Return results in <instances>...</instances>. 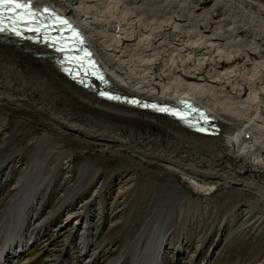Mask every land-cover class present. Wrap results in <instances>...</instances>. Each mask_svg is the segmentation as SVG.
Masks as SVG:
<instances>
[{
  "label": "bare ground",
  "instance_id": "bare-ground-1",
  "mask_svg": "<svg viewBox=\"0 0 264 264\" xmlns=\"http://www.w3.org/2000/svg\"><path fill=\"white\" fill-rule=\"evenodd\" d=\"M31 1L77 26L115 91L152 100V107L188 100L217 127L216 133L200 134L189 129L195 121L187 119L195 120L196 111L189 110L182 119L190 124L186 127L135 102L131 106L99 97L60 72L50 56H36L52 52L44 45L0 40V183L13 177L0 212V264L21 258L43 236L44 222L63 211L67 218L51 235L57 239L67 225L79 231L85 263L98 264L96 255L86 250L95 226L93 205L115 182L116 195L126 200L156 187L175 189L190 206L171 204L172 218L188 220L194 211L200 222L211 219L213 208L207 201L215 203L213 196L218 195L233 204L220 210L244 224L264 220V106L258 100L264 96V0ZM20 109L35 111L46 124L25 116L13 119L11 113ZM200 123L211 128L206 120L195 125ZM23 146L26 157L15 156L18 149H12ZM92 148L100 154L91 153ZM107 152L127 165L109 179L101 166ZM75 156L81 162L77 174ZM96 184L93 194L100 188L102 193L92 199L86 190ZM221 187L225 190L218 192ZM54 189H61L60 201L41 220ZM75 199L80 201L76 207ZM154 203L165 207L166 201ZM150 215L109 264H121L129 254L131 264H163L174 233L167 225L170 215L164 222L157 217L154 226ZM45 246L42 251L49 249ZM183 247H174L175 255ZM196 252L185 264H193ZM51 261L47 258L44 264Z\"/></svg>",
  "mask_w": 264,
  "mask_h": 264
},
{
  "label": "rangeland",
  "instance_id": "rangeland-1",
  "mask_svg": "<svg viewBox=\"0 0 264 264\" xmlns=\"http://www.w3.org/2000/svg\"><path fill=\"white\" fill-rule=\"evenodd\" d=\"M11 115L13 119H19L25 116L26 118L33 120V122L36 124H46L43 116L31 109L14 110ZM13 121L14 120H12L11 125H13ZM39 128H41V126ZM25 135L27 134L25 133ZM66 144L69 145L68 143ZM69 146L72 147V145ZM26 147L27 146H23L12 149V152L18 149V151L15 153V156L22 154L23 157H26ZM62 148L65 149L63 145ZM91 151L93 154H100L98 148H92ZM107 153L108 154L106 155L105 159L101 161V166L104 172L103 177L109 179L112 176H115L116 173L123 172L127 168V165L123 159L113 156L110 152ZM78 157L79 156L74 157L76 161H74V174L78 173L77 171L81 165L80 159ZM122 176L123 175H119V177ZM12 179H5L0 183V212L6 205L5 198H7L12 192ZM183 185L185 189L188 190V192H193L192 188H188L184 183ZM97 186L98 184H96L95 187L86 190V195L93 194ZM62 189L64 190L65 187ZM116 189V182L113 183L110 191H104L103 189L104 193L102 198L93 205L94 210L98 213L95 212L94 215V217L96 216L94 218L95 226H92L90 233L93 234V236L90 235L88 245H86V250L88 255H96L98 264H109V260L112 257L118 256L120 254L121 247L124 246L125 240L129 235L131 238L134 237L135 233L140 230L142 222H144V219H146L147 213H149V215L152 213L150 215L152 216L150 217L151 226H154L155 223L158 222L157 217L162 219L161 222H164V220L167 221L170 215V219L168 221L169 224L167 225H169L170 230L173 229L172 231H174V233L170 237L168 249L165 251L166 255L164 256L163 264H185V261L195 253V250H197V252L194 257L193 264H255L258 260L264 264V220H262L260 223L249 220L246 222L247 224H244L240 217L222 212L220 207L223 205L228 209L233 207V204L231 203L227 202V204H225L226 199L224 197L219 198L218 195H214L213 198L215 203H212L213 200L207 201L210 209L211 207L213 208L212 212L209 213L211 219L204 217L206 220L204 219V221L202 220L200 222V220H198L199 218L194 217V211L189 212L192 214L188 213L191 215V217L189 216L188 220H180L178 217L172 218L171 212L173 205L176 207L182 206L185 209L190 206L188 200L182 198L180 193H178L175 189L156 187L155 189H151L149 191L150 194H147L141 198L138 197V199L136 198L134 200L129 198L126 200L124 195L120 197L121 194L116 195ZM224 190L225 188L221 187L219 188L218 192H222ZM60 191L61 189H54V191L50 193L45 203L46 206L44 207V210L38 216L41 220L45 218V213L47 211H51L57 207L61 198ZM97 191L98 193L93 194L90 198L97 199V197L102 193L101 188ZM193 195L194 197H202V194L200 195L195 193ZM247 195H250L249 192ZM86 197H83L82 199H85ZM115 198L118 201L113 202L112 200ZM158 198L166 201L165 207L163 205L158 207V204L154 203V200L159 201ZM79 204L80 201L75 199L73 206L75 205L76 207ZM200 209H202L201 206ZM117 212L119 213L116 214ZM56 214L57 215L51 218L50 221L44 222L42 225L41 230H44V234L41 239L38 240L31 247V249L27 250L21 256V258H12L8 264H44V261L47 258H49L50 261L52 260L50 262L51 264L87 263L86 257L81 256L80 253L81 249L78 245L80 236L79 231V233L77 231L74 232L71 230L70 226L67 225L65 227V234L60 235L57 239L51 235V231L64 223L65 219L67 218L65 211H63V213L58 212ZM183 215H187V213ZM181 243L184 244V247L182 248L183 251L180 252L181 254L178 253L175 255L174 247H179ZM41 246L48 247L49 249L42 251ZM36 254L40 255L34 259ZM130 259H132L131 254L127 256L126 260H123V262L121 261V264H131Z\"/></svg>",
  "mask_w": 264,
  "mask_h": 264
},
{
  "label": "snow or ice",
  "instance_id": "snow-or-ice-1",
  "mask_svg": "<svg viewBox=\"0 0 264 264\" xmlns=\"http://www.w3.org/2000/svg\"><path fill=\"white\" fill-rule=\"evenodd\" d=\"M24 10L23 13L18 17L19 20L23 21L25 18H27V23L31 24L35 21L36 14L32 10V5L29 2H21V0H0V32L6 31L9 28V25L4 22V14L5 13H14L17 10ZM45 12H48L49 10L47 8L44 9ZM9 20H12V17H8ZM16 21L13 20V26H11V31L15 33L16 35H22V33L15 27ZM59 23L61 24H68V21L64 19H59ZM29 31L33 32H40L41 28L39 26L37 27H29ZM74 37L76 39L79 38V33H74ZM75 40L73 38H69L67 41V44L69 47H71L74 44ZM82 43V41H81ZM64 51L65 49H61ZM86 56L91 55L90 53H85ZM104 95V93H101ZM164 111H167V109H163Z\"/></svg>",
  "mask_w": 264,
  "mask_h": 264
},
{
  "label": "water",
  "instance_id": "water-1",
  "mask_svg": "<svg viewBox=\"0 0 264 264\" xmlns=\"http://www.w3.org/2000/svg\"><path fill=\"white\" fill-rule=\"evenodd\" d=\"M68 1H72V0H68ZM51 51H53V50H51ZM61 52H62V50L59 51V52H56V53H53V52L44 53L42 56H50L51 59L54 62H56L59 57H62V53ZM69 64L72 65V63H69ZM76 69L77 68H72L71 67V68H69V71L68 72L70 73V72H72V70H76ZM95 71L99 72V70H95ZM95 71L92 72V73H94V75L91 74V73L90 74H86L85 73L83 75H79V73L76 74V76H79L80 77L79 80H78V82L83 84V82H85V81H87L89 83H90V81H92V83L89 84V86H91V88L94 90V92L96 93V95H98L99 97L100 96L103 97V95L101 94V92H99V91H103V90H108L110 92H116V93L122 94L120 92L115 91V89L112 87V84H111L110 79L107 78L104 73H102L101 75L98 76V75H95V73H96ZM82 76H87L89 78H84ZM123 95H125V94H123ZM117 98L120 99L119 96H117ZM123 100L130 101V100L127 99V97H124ZM258 100L264 106V96L263 95H259L258 96ZM134 102L136 103V106H138V107H141L140 104H139L140 102H143L144 105H146V101L141 100L139 97H136ZM178 102H179V99H177L176 101L170 102L169 104H171V105H178ZM135 103H133V104H135ZM165 107L169 108V105H167ZM158 113H160V112H158ZM160 114H162V113H160ZM187 117H190V115L187 116ZM177 119L182 124V122H183V120H181L182 118H180V119L177 118ZM208 121L209 120L206 119V122H208Z\"/></svg>",
  "mask_w": 264,
  "mask_h": 264
}]
</instances>
